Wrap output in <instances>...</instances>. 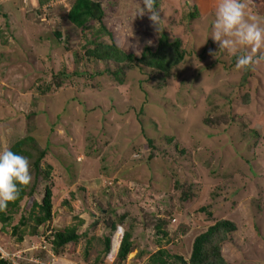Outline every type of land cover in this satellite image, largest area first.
Listing matches in <instances>:
<instances>
[{"label": "rangeland", "instance_id": "obj_1", "mask_svg": "<svg viewBox=\"0 0 264 264\" xmlns=\"http://www.w3.org/2000/svg\"><path fill=\"white\" fill-rule=\"evenodd\" d=\"M92 1L123 51L140 58L165 33L183 59L168 72L89 60L92 43L111 41L96 37L98 23L84 31L67 20L74 0H0V150L33 137L52 167L48 231L81 223L79 241L54 261L40 248L43 226L31 236V220L13 236L20 217L37 215L41 185L0 231V247L20 264H94L105 222L123 216L134 249L122 264H144L158 249L187 261L195 237L224 219L236 228L225 262L264 264V63L238 70L236 56L219 51L209 36L218 0H156L157 29L137 15L139 0ZM157 219L164 239L153 234Z\"/></svg>", "mask_w": 264, "mask_h": 264}, {"label": "trees", "instance_id": "obj_2", "mask_svg": "<svg viewBox=\"0 0 264 264\" xmlns=\"http://www.w3.org/2000/svg\"><path fill=\"white\" fill-rule=\"evenodd\" d=\"M194 11L195 13L192 11L189 13L191 19L195 18L197 12L196 8H194ZM66 17L71 24L84 31L89 30L91 22L98 23V29H94L96 37L98 39H101L100 35L110 37V44L92 43L91 45L93 48L85 50V56L89 60L105 63L113 62L115 65H121L122 63L127 62H131V64L143 62L142 64H145L147 67L149 66L160 69L163 72H168L169 69L173 68L183 59V52L180 49V41H170L165 33L160 34L154 48L148 46L144 47L139 56L140 58H135V55L120 49L112 39L111 33L104 26L102 21L104 12L99 2L92 0H74ZM168 51H172L171 55H167ZM145 53H147L146 58L144 57ZM111 74L117 77L118 73L114 72ZM247 76L248 75L246 74V76L241 79V82H239L240 84L237 85L239 88L247 85L246 83H243L247 80ZM148 144L151 145L152 142L148 141ZM8 149L28 158L32 180L29 185L21 187L19 197L14 202H10L6 210L0 211L1 232L11 224L14 211L20 206V203L25 201V199L29 200L34 198V192L43 185L40 202H36L35 200L32 201L31 210L33 211L37 209V215L33 218V212H31L28 219L20 217L17 225L11 227V234L13 236L16 235L20 227H25L28 221L33 220L35 227L31 229L30 235L33 236L36 234V229L43 226L45 228L43 235L45 236V232L48 231V224L52 221L53 217V184L50 180L52 167L47 164L43 165L47 150L40 148L37 141L31 136H25L16 140ZM187 197L188 195H185L184 200H186ZM123 219V216H119L118 219H116V222H105L108 234L99 239L102 251L100 257L94 260V264H100L106 260L110 253H113V249H115L116 246V239L113 241V236L117 229H121L119 225L124 222ZM162 220L163 219H157L151 228L154 235H159L164 239L166 238L167 233L162 230L164 224V221ZM79 225H81V223ZM79 225L56 231L52 236H46L47 246H49L52 254H55L54 257L59 256L61 251L69 245H74L79 241L81 238L77 233ZM235 230V225L232 222L224 219L218 220L213 222L204 233L195 237L187 261L185 259L183 260L180 256L171 255L163 249H158L156 252L149 254V257L144 264H227L221 254L222 244L235 232ZM121 231L122 237L117 247L118 249L115 255L114 264L124 263L134 249L132 231L129 227H126L124 230L121 229ZM181 233L183 232L178 231L177 235H181ZM21 240L22 235L20 234L18 241L21 242ZM91 240L92 239L86 240V252L90 246ZM139 255H142V251ZM0 264L8 263L0 259Z\"/></svg>", "mask_w": 264, "mask_h": 264}, {"label": "clouds", "instance_id": "obj_3", "mask_svg": "<svg viewBox=\"0 0 264 264\" xmlns=\"http://www.w3.org/2000/svg\"><path fill=\"white\" fill-rule=\"evenodd\" d=\"M138 4L137 15H146L157 29L162 18L156 0H139ZM209 36L218 43L219 51L236 56L238 70L248 71L264 63V19L256 12L254 0H218ZM31 180L27 157L8 148L0 150V211L6 210L19 197L21 187L29 185Z\"/></svg>", "mask_w": 264, "mask_h": 264}, {"label": "built area", "instance_id": "obj_4", "mask_svg": "<svg viewBox=\"0 0 264 264\" xmlns=\"http://www.w3.org/2000/svg\"><path fill=\"white\" fill-rule=\"evenodd\" d=\"M54 233L52 231H48L45 236L40 237L41 238V245L40 248L43 250L45 253L49 254V257L52 259L51 261H54V255L52 254L49 246H47V241H46V236H52ZM45 249V250H44ZM15 253V252H14ZM13 253L12 252H7L5 249L0 247V259L9 263V264H20L18 261H14L12 258ZM35 261V260H34ZM37 264H46V262H38L36 261Z\"/></svg>", "mask_w": 264, "mask_h": 264}, {"label": "crops", "instance_id": "obj_5", "mask_svg": "<svg viewBox=\"0 0 264 264\" xmlns=\"http://www.w3.org/2000/svg\"><path fill=\"white\" fill-rule=\"evenodd\" d=\"M261 6H263L264 7V0H254V7H255V9H256V12H258L259 14H260V16H262V17H260L261 19H264L263 17H264V11L262 12V11H260V10H262L263 8L261 7ZM260 9V10H259ZM264 10V9H263ZM0 228H1V225H0ZM1 231V230H0ZM2 233V232H1Z\"/></svg>", "mask_w": 264, "mask_h": 264}, {"label": "bare ground", "instance_id": "obj_6", "mask_svg": "<svg viewBox=\"0 0 264 264\" xmlns=\"http://www.w3.org/2000/svg\"><path fill=\"white\" fill-rule=\"evenodd\" d=\"M116 250H117L116 248H115V249H113V252H114V251H116Z\"/></svg>", "mask_w": 264, "mask_h": 264}]
</instances>
